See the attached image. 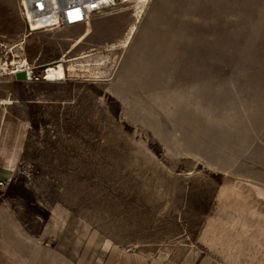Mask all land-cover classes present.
I'll list each match as a JSON object with an SVG mask.
<instances>
[{"label": "rangeland", "instance_id": "rangeland-1", "mask_svg": "<svg viewBox=\"0 0 264 264\" xmlns=\"http://www.w3.org/2000/svg\"><path fill=\"white\" fill-rule=\"evenodd\" d=\"M89 21L0 0V264H264V0Z\"/></svg>", "mask_w": 264, "mask_h": 264}, {"label": "built area", "instance_id": "built-area-1", "mask_svg": "<svg viewBox=\"0 0 264 264\" xmlns=\"http://www.w3.org/2000/svg\"><path fill=\"white\" fill-rule=\"evenodd\" d=\"M151 0H19L20 12L30 31L76 26L119 6L144 7ZM45 77L43 75L42 79Z\"/></svg>", "mask_w": 264, "mask_h": 264}, {"label": "bare ground", "instance_id": "bare-ground-1", "mask_svg": "<svg viewBox=\"0 0 264 264\" xmlns=\"http://www.w3.org/2000/svg\"><path fill=\"white\" fill-rule=\"evenodd\" d=\"M140 17H141V14H139V12H138L136 14V16H135V23L139 22ZM135 23H133L130 26L129 31H128V34L126 35L125 39L123 40L121 46H126L127 43H128V41H129V39L131 38L132 34L135 32V30H136V24ZM89 34H90V31L87 30L86 32H84L83 34H81L82 36L76 42L80 43ZM64 58H65V56H64ZM22 69H19L18 68L16 70L11 71V73H17V72H19ZM44 75H45V77L43 78V80H45V81L61 80V79H63L65 77V70L63 68V65L58 62V63H56V65H49L47 67V70H45Z\"/></svg>", "mask_w": 264, "mask_h": 264}, {"label": "water", "instance_id": "water-1", "mask_svg": "<svg viewBox=\"0 0 264 264\" xmlns=\"http://www.w3.org/2000/svg\"><path fill=\"white\" fill-rule=\"evenodd\" d=\"M15 76L18 79H27L26 78V72H24V71H19V72L15 73Z\"/></svg>", "mask_w": 264, "mask_h": 264}]
</instances>
